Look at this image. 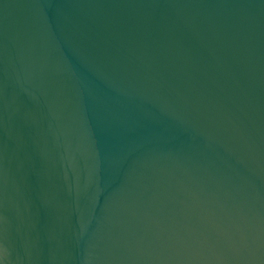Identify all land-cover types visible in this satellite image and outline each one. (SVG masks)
I'll list each match as a JSON object with an SVG mask.
<instances>
[{
	"label": "water",
	"instance_id": "1",
	"mask_svg": "<svg viewBox=\"0 0 264 264\" xmlns=\"http://www.w3.org/2000/svg\"><path fill=\"white\" fill-rule=\"evenodd\" d=\"M0 264H264V0H0Z\"/></svg>",
	"mask_w": 264,
	"mask_h": 264
}]
</instances>
